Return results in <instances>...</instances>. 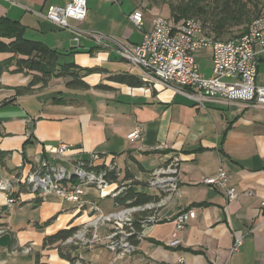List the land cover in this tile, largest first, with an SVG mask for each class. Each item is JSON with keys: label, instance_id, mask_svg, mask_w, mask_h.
<instances>
[{"label": "crops", "instance_id": "0c3cea01", "mask_svg": "<svg viewBox=\"0 0 264 264\" xmlns=\"http://www.w3.org/2000/svg\"><path fill=\"white\" fill-rule=\"evenodd\" d=\"M70 1L0 0V18L22 25L25 39L58 52L61 64L97 69L91 74L79 72L88 90L67 89V80L60 77L20 96L14 89L26 87L32 78L0 75V181L23 178L42 163L69 169L99 154L103 158L98 164L114 167L118 182L151 198L160 221L142 227L132 255L105 248L112 224L98 229L103 240L99 244L75 250L64 244L43 247L45 237L87 224L90 204L97 208V215L122 207L90 188L84 189L85 206L79 209L53 195L37 197L17 184L12 196L19 198V206L7 209V193L0 191V264H71L59 250L84 264H264V208L260 207L264 201V110L212 103L200 108L169 89L143 83L138 71L114 48H99L45 19L49 6L64 7ZM86 8L83 22L68 21L85 34L136 45L148 26L135 1L87 0ZM135 10L143 13L142 31L128 18ZM9 57L0 54V61ZM118 77H125V82L115 80ZM99 85L103 90L94 89ZM255 85L264 87V53L257 56ZM136 127L142 128L141 140L130 142L126 137ZM58 143L71 146L62 159L51 153ZM172 157L179 164L178 195L167 198L146 182L152 170ZM218 168L227 174V186L238 193L232 203L226 202L221 191L200 183L215 176ZM126 174L132 179L123 180ZM187 209H194L195 217L177 234V247L169 248L173 219ZM234 237H242L243 244L231 254Z\"/></svg>", "mask_w": 264, "mask_h": 264}, {"label": "built area", "instance_id": "2783aa9c", "mask_svg": "<svg viewBox=\"0 0 264 264\" xmlns=\"http://www.w3.org/2000/svg\"><path fill=\"white\" fill-rule=\"evenodd\" d=\"M86 6L87 0H71L64 7L49 6L45 19L77 37L84 36L99 48H114L122 60L138 71L143 83L169 89L197 107L203 108L206 104L212 103L264 110V87L255 85L257 56L264 53V16L254 19L241 35L223 41L207 34L201 22L196 19L175 22L171 18L156 16L150 26L143 31L140 43L131 45L113 37L92 32L85 34L71 28L68 25L69 20L77 23L85 20ZM128 18L135 29L143 30L141 10L133 11ZM202 49L210 51L212 69L209 77L200 73L195 62L194 54ZM141 129L136 127L127 135V140L130 142L141 140ZM70 150V145L58 143L51 149V153L62 159ZM101 158L102 155L92 154L89 161L75 162L69 169L42 163L23 178L15 177L12 181H0V191L7 193L6 208L11 209L20 205L19 198L12 196L13 187L17 184L37 197L53 195L79 209L85 206L82 197L86 188L93 189L105 197L118 198L125 190L126 184L109 180L108 172L116 169L98 164ZM178 175V159L172 157L164 165L150 172L146 185L167 194L169 198L170 194L178 195L176 182ZM117 176L119 178V173ZM227 180L225 171L218 168L215 176L205 178L200 183L209 189L221 191L226 202L232 203L237 200L238 193L227 186ZM112 186L114 188L111 190ZM245 195L249 197L252 194L246 192ZM90 206L93 207L92 212L98 211L93 203ZM160 206L157 205L158 208ZM260 207L264 208V201L260 203ZM132 214L138 215L140 219L136 220ZM194 217V209L179 211L175 215L174 229L167 244L169 248L177 247L179 244L177 234L183 231ZM99 221L113 225L104 245L107 251L132 255L135 246L130 243L129 238L139 237V234H135L132 223L137 222L144 227L156 224L160 219L157 217L155 204H146L135 208H121L120 211L98 216L94 224ZM79 232L78 229L63 244L85 246L93 242L95 236L90 239L86 235H78ZM242 244V237H234L230 247L231 254L237 253ZM178 262L181 263V259ZM75 264L82 263L77 261Z\"/></svg>", "mask_w": 264, "mask_h": 264}, {"label": "trees", "instance_id": "16d2710c", "mask_svg": "<svg viewBox=\"0 0 264 264\" xmlns=\"http://www.w3.org/2000/svg\"><path fill=\"white\" fill-rule=\"evenodd\" d=\"M152 2V0H147ZM169 16L175 21L187 19H196L201 22L207 34L216 40H229L233 37L241 35L246 27L259 16L261 9L251 0H188L178 5H169ZM238 32V33H235ZM25 28L18 22L11 21L6 18H0V54H8L10 57L0 61V75L3 72L10 74H22L30 76L32 79L26 87L15 88L17 96L30 92L36 86L45 87L52 79H66L65 88L71 90H88L86 84L81 81L79 72L91 74L97 69H79L74 63L60 62V54L49 49L41 42L27 40L24 38ZM12 69V70H10ZM119 82H125V77L115 78ZM134 85L141 86V82ZM95 90H103V86L99 85ZM118 172H108V178L112 182L118 181ZM128 174L123 180H130ZM115 204L122 208H135L152 204L151 198L134 193L132 188L126 185L125 190L118 198H115ZM132 228L135 234H139L142 227L139 223L133 222ZM77 228L58 231L56 234L45 237L43 247H51L63 244L67 239L71 238ZM136 236L129 238L131 244L135 245ZM68 250H75L74 246H69ZM62 258L75 264L78 260L76 257L71 258L62 255ZM80 262V261H79ZM82 263V262H80ZM84 264V263H82Z\"/></svg>", "mask_w": 264, "mask_h": 264}, {"label": "rangeland", "instance_id": "374dc122", "mask_svg": "<svg viewBox=\"0 0 264 264\" xmlns=\"http://www.w3.org/2000/svg\"><path fill=\"white\" fill-rule=\"evenodd\" d=\"M134 1L135 4L137 5V8L141 9L145 13L144 24L145 25L147 24L148 26L147 25L146 26L149 27L156 16H161L166 19L170 18L169 10H168L169 5H178L180 3L187 2L188 0H152V2H149L147 0H123L124 4H128V3L134 4ZM251 2H254L258 5V7L261 9V16H264V0H251ZM124 9H125V5L123 7V10ZM235 33L238 32L235 31ZM209 57H210V51L208 49H202L194 54L195 62L198 66V69L200 73L205 77L210 76L212 69V63ZM97 213L98 211H93L92 213H90V215L85 218V221L88 223L80 225V227L78 228L80 231L78 235H86L90 239H93V237L95 236L93 242L89 245L84 246L80 244L74 247H80V246L90 247L95 243L99 244L103 241L102 237L98 235V229L101 226H104L106 223L104 224L103 222L99 221L97 224H94V221L98 216H103L100 214L97 215ZM132 216L133 218H135L136 214H132ZM62 248L66 249L65 247Z\"/></svg>", "mask_w": 264, "mask_h": 264}]
</instances>
